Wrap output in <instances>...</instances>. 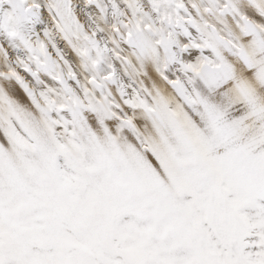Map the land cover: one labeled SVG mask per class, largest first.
Listing matches in <instances>:
<instances>
[{
  "label": "snow or ice",
  "instance_id": "1",
  "mask_svg": "<svg viewBox=\"0 0 264 264\" xmlns=\"http://www.w3.org/2000/svg\"><path fill=\"white\" fill-rule=\"evenodd\" d=\"M0 264H264V0H0Z\"/></svg>",
  "mask_w": 264,
  "mask_h": 264
}]
</instances>
